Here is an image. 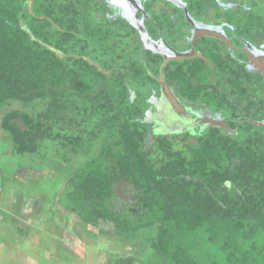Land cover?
<instances>
[{
	"label": "trees",
	"instance_id": "16d2710c",
	"mask_svg": "<svg viewBox=\"0 0 264 264\" xmlns=\"http://www.w3.org/2000/svg\"><path fill=\"white\" fill-rule=\"evenodd\" d=\"M95 2L33 0L30 13L27 0H0V131L11 152L55 147L68 166L89 150L57 205L123 242L148 237L145 263L112 264H264V138L215 137L201 157L170 139L150 144L143 103L127 101L129 84L148 79L146 59L103 32Z\"/></svg>",
	"mask_w": 264,
	"mask_h": 264
},
{
	"label": "flooded vegetation",
	"instance_id": "af4514ba",
	"mask_svg": "<svg viewBox=\"0 0 264 264\" xmlns=\"http://www.w3.org/2000/svg\"><path fill=\"white\" fill-rule=\"evenodd\" d=\"M95 8L103 32L146 59L148 79L129 84L127 101L143 103L150 144L170 139L201 157L215 137L264 138V0H96ZM123 192L127 204L133 194Z\"/></svg>",
	"mask_w": 264,
	"mask_h": 264
},
{
	"label": "crops",
	"instance_id": "0c3cea01",
	"mask_svg": "<svg viewBox=\"0 0 264 264\" xmlns=\"http://www.w3.org/2000/svg\"><path fill=\"white\" fill-rule=\"evenodd\" d=\"M0 151L11 152L8 139L1 131ZM88 153V149L83 150L81 156L85 154V157L80 156L70 164L72 171ZM55 169L50 164L37 169L19 168L11 178L0 169V264H65L58 248L79 263L89 257L95 264H107L110 256L119 255L118 248L98 255L96 244L89 242L90 235L98 233V229L85 227L76 216L57 205V197L72 171L62 176ZM40 183L45 190L36 188ZM110 241L123 242L113 235Z\"/></svg>",
	"mask_w": 264,
	"mask_h": 264
},
{
	"label": "rangeland",
	"instance_id": "374dc122",
	"mask_svg": "<svg viewBox=\"0 0 264 264\" xmlns=\"http://www.w3.org/2000/svg\"><path fill=\"white\" fill-rule=\"evenodd\" d=\"M50 143H48L49 145ZM51 145V144H50ZM9 152V151H8ZM3 153L0 151V169L4 170V174L6 177H13L12 174H14V170H18L19 168H24L29 170V167L31 168H41V167H47L48 164L54 165L56 167L55 171L58 172V175L65 176L69 174L72 171V166H60V163L58 162V151L55 149V147H46V149H41L36 154L28 155V154H23V155H18V154H13L11 152L9 153ZM85 154L81 156V158H84ZM83 160V159H81ZM44 161H49L47 165H42L44 164ZM27 166V167H26ZM71 166V167H70ZM60 168V169H59ZM61 172V173H60ZM53 184V182H51ZM37 189L45 190L46 187H44L43 183H40ZM98 233L95 235H90L89 241L90 243L96 244L97 248V253L100 255L101 251H108L110 248H113V250L117 249L119 251V255H132L137 257V259L143 263H145L146 260H148L150 256L149 252V242L147 241V236H143L145 238L143 239H136L133 243H126V242H116L112 243L110 241L112 234V228L110 226H102L97 230ZM112 245V246H110ZM53 250H57L53 248ZM57 253V252H55ZM58 254L60 257H62L63 263L67 264H95V262H91V258L86 257L84 260L79 263L76 258H71L67 256V254L64 253L63 250H59L58 248ZM90 256V255H88ZM105 257V255H104ZM110 256V258L107 259L106 263L107 264H112V259L114 257ZM110 259V260H109Z\"/></svg>",
	"mask_w": 264,
	"mask_h": 264
},
{
	"label": "water",
	"instance_id": "95a60500",
	"mask_svg": "<svg viewBox=\"0 0 264 264\" xmlns=\"http://www.w3.org/2000/svg\"><path fill=\"white\" fill-rule=\"evenodd\" d=\"M32 2L33 0H27V7H28V11L31 13V8H32ZM31 36V35H30ZM32 39H34L32 36H31ZM56 53V56L58 58L60 57H64L63 54H60L59 52H55ZM86 61H88L89 63H91L93 66H95L97 68L98 71H102V69L94 62L90 61L88 58H84ZM166 60L164 62V65H162L161 69H160V82L163 83V66H165L166 64ZM105 74H109V72H105ZM162 88H163V85H162ZM17 123H19L17 121ZM261 126H264V122H259L257 123ZM19 125L21 126V124L19 123ZM22 127V126H21ZM113 192L114 194L116 195V198L118 200H126L129 198V196L125 195L124 192H123V189H122V182H119L116 187L113 189Z\"/></svg>",
	"mask_w": 264,
	"mask_h": 264
}]
</instances>
